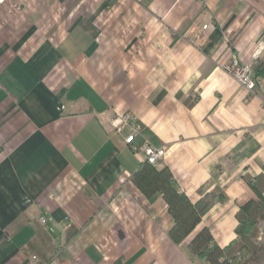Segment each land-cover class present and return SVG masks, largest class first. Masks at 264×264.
<instances>
[{"label":"crops","instance_id":"obj_1","mask_svg":"<svg viewBox=\"0 0 264 264\" xmlns=\"http://www.w3.org/2000/svg\"><path fill=\"white\" fill-rule=\"evenodd\" d=\"M262 43L264 0L0 5V264H197L205 227L228 246L241 179L264 173V79L249 91L226 67ZM126 113L132 145L108 122ZM145 140L192 203L227 194L180 245L163 194L134 181Z\"/></svg>","mask_w":264,"mask_h":264},{"label":"trees","instance_id":"obj_2","mask_svg":"<svg viewBox=\"0 0 264 264\" xmlns=\"http://www.w3.org/2000/svg\"><path fill=\"white\" fill-rule=\"evenodd\" d=\"M256 86L264 79V57L253 68ZM256 89V87H255ZM254 89V90H255ZM144 130H142L143 134ZM136 185L147 197L158 191L168 205L175 221L169 232L170 239L177 245L183 243L202 222L203 217L215 205L228 201L227 194L219 187L192 203L180 193L167 168L157 170L146 161L134 176ZM241 183L247 194L240 202L236 214L238 225L236 238L226 247L218 246L208 227L201 229L189 243L191 258L197 264H264V173L256 178L246 174Z\"/></svg>","mask_w":264,"mask_h":264},{"label":"built area","instance_id":"obj_3","mask_svg":"<svg viewBox=\"0 0 264 264\" xmlns=\"http://www.w3.org/2000/svg\"><path fill=\"white\" fill-rule=\"evenodd\" d=\"M9 0H0V5H4ZM264 50V43L259 46V49L253 54L249 62L243 63L236 55L232 56L230 65L226 67V70L233 74L237 81L249 91H253L256 87V83L253 77V68L256 61L260 58L262 51ZM109 124L112 127V132L116 134H122L128 130L129 135L125 139L126 145H132L137 136H140L143 130L141 123L130 114H117L108 119ZM137 151V148H133ZM146 157V161L152 165H156L160 160L165 158V147H158L153 145L149 140H145L144 145L141 148ZM46 223V220H42Z\"/></svg>","mask_w":264,"mask_h":264},{"label":"rangeland","instance_id":"obj_4","mask_svg":"<svg viewBox=\"0 0 264 264\" xmlns=\"http://www.w3.org/2000/svg\"><path fill=\"white\" fill-rule=\"evenodd\" d=\"M191 242V239H188V243H190ZM189 246V245H188Z\"/></svg>","mask_w":264,"mask_h":264}]
</instances>
